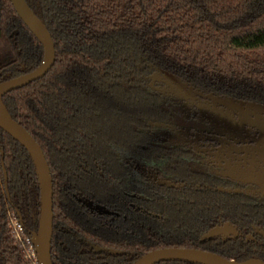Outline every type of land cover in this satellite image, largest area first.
<instances>
[{
    "label": "trees",
    "instance_id": "16d2710c",
    "mask_svg": "<svg viewBox=\"0 0 264 264\" xmlns=\"http://www.w3.org/2000/svg\"><path fill=\"white\" fill-rule=\"evenodd\" d=\"M25 2L48 29L55 62L42 79L6 94L2 101L12 119L39 144L51 171L53 264H103L78 249L85 240H94L88 230L80 226L72 240L66 235L73 218L61 188L56 195V183H65L69 170L93 168L94 161L108 174L116 166L110 163L112 148L144 149L146 135L140 130L163 107L156 96L125 81L151 66L200 91L264 105V0ZM42 59V47L9 0H0V82L30 72ZM211 194L200 195V213L188 206L186 215L177 213L164 222L139 216L136 238L122 239L119 247L109 245L117 244L115 239L101 241V246L127 253L105 255V264H123L125 257L132 262L160 248H200L237 262L258 258L264 263L242 244L198 245L199 236L213 223ZM219 196L217 212L222 207ZM39 206L28 153L0 130V264H28L10 235L8 219L18 212L26 231H36Z\"/></svg>",
    "mask_w": 264,
    "mask_h": 264
},
{
    "label": "flooded vegetation",
    "instance_id": "af4514ba",
    "mask_svg": "<svg viewBox=\"0 0 264 264\" xmlns=\"http://www.w3.org/2000/svg\"><path fill=\"white\" fill-rule=\"evenodd\" d=\"M42 50L44 57L43 47ZM165 77L176 80L178 87L171 91L164 81ZM125 82L156 96L163 108L156 117L146 119L140 130L146 135V144L141 145L144 148L142 151L138 152L136 148H112L110 163L116 166L112 165L108 174L94 161L93 168L83 166L80 172L69 170L67 181L56 183V195L61 188L60 196L67 200V212L73 218L65 231L68 238L74 239L80 226L88 230L94 240H85L78 249L94 254L99 263L105 264V255L122 257L127 253L125 250L101 246V241L105 243V240L115 239L118 243L111 242L109 245L119 247L122 239L127 241L136 238L139 216L164 222L177 213L186 215L188 206L190 210L193 207L195 212L200 213V195L208 192L212 193L208 204L213 208V223L199 236L198 245L242 244L245 250L264 259V105L243 103L200 91L152 66L141 75L131 74ZM209 97L230 100L237 107L218 104ZM3 176V193L7 202L9 194L4 169ZM53 188L52 179V264ZM218 195L222 200L219 212ZM39 215L40 206L37 230ZM7 227L28 264H40L32 237L37 230L27 232L18 212L9 215ZM214 229H218L219 235L202 241ZM106 235L111 239H103ZM160 249H194L218 255L200 248ZM142 256L132 262L125 257L123 264H134ZM250 259L261 261L258 258Z\"/></svg>",
    "mask_w": 264,
    "mask_h": 264
},
{
    "label": "water",
    "instance_id": "95a60500",
    "mask_svg": "<svg viewBox=\"0 0 264 264\" xmlns=\"http://www.w3.org/2000/svg\"><path fill=\"white\" fill-rule=\"evenodd\" d=\"M17 16L39 41L44 49L43 61L34 71L0 83V130L19 143L29 154L40 189V215L38 230L32 234L33 243L40 264H52L50 258V242L52 235V179L43 152L30 134L16 123L6 110L2 97L7 93L20 89L29 83L42 78L52 66L55 59L54 45L44 24L31 11L24 0H9ZM218 104L233 106L234 102L209 97ZM219 235L218 229L207 233L202 241ZM100 250V249H99ZM166 261H184L198 264H264L257 259L244 262H232L218 255L194 249H160L149 252L134 264H157Z\"/></svg>",
    "mask_w": 264,
    "mask_h": 264
},
{
    "label": "rangeland",
    "instance_id": "374dc122",
    "mask_svg": "<svg viewBox=\"0 0 264 264\" xmlns=\"http://www.w3.org/2000/svg\"><path fill=\"white\" fill-rule=\"evenodd\" d=\"M164 81L167 82L168 86H170L171 91L175 90V87H178V83L176 82V80H173L172 78L168 79V78L165 77Z\"/></svg>",
    "mask_w": 264,
    "mask_h": 264
}]
</instances>
